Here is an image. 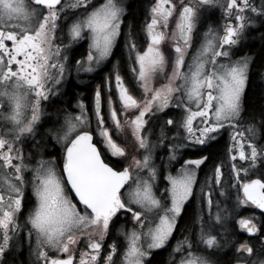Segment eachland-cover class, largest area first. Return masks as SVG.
<instances>
[{
  "label": "snow or ice",
  "instance_id": "obj_1",
  "mask_svg": "<svg viewBox=\"0 0 264 264\" xmlns=\"http://www.w3.org/2000/svg\"><path fill=\"white\" fill-rule=\"evenodd\" d=\"M129 7L0 0V264L24 247L31 264H264V105L244 102L264 54L237 55L264 0H154L143 24ZM73 71L100 77L88 104ZM245 205L261 217L236 219Z\"/></svg>",
  "mask_w": 264,
  "mask_h": 264
},
{
  "label": "flooded vegetation",
  "instance_id": "obj_2",
  "mask_svg": "<svg viewBox=\"0 0 264 264\" xmlns=\"http://www.w3.org/2000/svg\"><path fill=\"white\" fill-rule=\"evenodd\" d=\"M132 1H134V0H125L126 4L130 6L129 11H131ZM173 2H175V0H173ZM153 3H154V0H144L143 5H142V13H141L140 18L135 19L132 16H129L128 20L134 24L135 23L143 24L144 18L148 14L149 8L151 7V5ZM219 16H220V12H219V10H216V14L214 16L209 17V23H212L215 26L216 20ZM173 26H174L173 22L170 21L169 28L171 29V27H173ZM253 27L255 28V31L250 32V34L248 35V38L246 40H244L241 45L238 46L241 48V50L237 52L238 56L249 55V56H252L253 58H255V55L252 54L248 50V45L251 43V41L254 40V38L256 36L261 35V31L264 28H261L259 26V24H256ZM124 30L125 29L122 26V32ZM201 31H203V29ZM122 40H123V36L118 38V45H120L121 47H122ZM140 42L141 43L143 42L142 39ZM86 46L87 45L85 44L84 48H86ZM165 51H167V46L165 47ZM190 52H191V50H190ZM77 58H79V56H77ZM117 58H119V57H117ZM108 70H109L108 68L104 69L105 72H107ZM120 71H121V75H127L126 66L122 65ZM259 79L261 80L262 85L264 87V81L260 77H259ZM249 81H250V79H249ZM71 83H74L75 85L79 86L81 89V90L76 91L77 99H84L85 103L88 104V103H90V100H91V97L93 94V89L95 88V86L97 84H101V80H100V77L96 73H87V74L81 73V74H79V76H77V74L73 71L72 75H70L68 77L67 82L64 85V89L66 91H67V88L69 87V85ZM248 86H249V83L245 88V94H244L245 107H246V92H247ZM80 94H82V95H80ZM114 99H115V97H114ZM72 103H73V106H75L76 100H73ZM263 105H264V96H263ZM49 111H51V110L49 109ZM150 139H154V137H150ZM157 154L158 155H165V153H163L159 149H157ZM157 163H159V161H157ZM176 167H178V165ZM261 211L262 210L256 209L254 206L245 205V206H241L239 208H236L234 215L236 216V219H239L242 216L243 217L251 216L253 214L256 215L257 217H261ZM261 218L264 219V217H261ZM121 223H123V221H121ZM117 227H119V225H117ZM127 227H131V226L129 225ZM236 236L240 240L248 239L247 235L243 234L241 232V230H239L238 228L236 230ZM112 239H117V234L110 232V238H108V242L110 243ZM122 239L123 238L120 237V240H122ZM118 243H119V240H118ZM157 251H159V250H156L154 253H156ZM209 252H211V250H209ZM23 253H24V262L26 264H31V261L33 258L29 255V251H28L27 247H24L23 249L17 250V252L13 253V255L16 256V259L23 262V258H22ZM165 253H166L165 254V261H167L168 253L167 252H165ZM9 264H12V257L11 256L9 257Z\"/></svg>",
  "mask_w": 264,
  "mask_h": 264
},
{
  "label": "trees",
  "instance_id": "obj_3",
  "mask_svg": "<svg viewBox=\"0 0 264 264\" xmlns=\"http://www.w3.org/2000/svg\"><path fill=\"white\" fill-rule=\"evenodd\" d=\"M144 0H134L131 3V13L132 17L135 19L140 18L142 13V5ZM264 35V29L261 31L260 36H256L253 41L248 45V50L255 55V58L260 57L264 54V39H261V36ZM77 90H81L79 86L71 83L67 88L69 95L75 93ZM264 87L262 85L259 77L250 76L249 86L246 92V108L250 111L258 112L263 105V96H264ZM158 253V255H157ZM165 252L157 251L154 255L157 256V260L163 259L165 261ZM23 264L24 262V253L22 254Z\"/></svg>",
  "mask_w": 264,
  "mask_h": 264
},
{
  "label": "rangeland",
  "instance_id": "obj_4",
  "mask_svg": "<svg viewBox=\"0 0 264 264\" xmlns=\"http://www.w3.org/2000/svg\"><path fill=\"white\" fill-rule=\"evenodd\" d=\"M264 81V80H263Z\"/></svg>",
  "mask_w": 264,
  "mask_h": 264
}]
</instances>
